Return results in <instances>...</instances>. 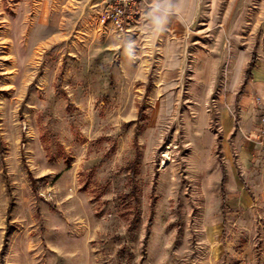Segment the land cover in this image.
<instances>
[{
	"label": "rangeland",
	"instance_id": "rangeland-1",
	"mask_svg": "<svg viewBox=\"0 0 264 264\" xmlns=\"http://www.w3.org/2000/svg\"><path fill=\"white\" fill-rule=\"evenodd\" d=\"M112 3L0 0V264H264V179L242 196L220 152L222 110L259 102L264 0H201L178 69L147 10L101 24Z\"/></svg>",
	"mask_w": 264,
	"mask_h": 264
},
{
	"label": "crops",
	"instance_id": "crops-1",
	"mask_svg": "<svg viewBox=\"0 0 264 264\" xmlns=\"http://www.w3.org/2000/svg\"><path fill=\"white\" fill-rule=\"evenodd\" d=\"M143 2V10L148 11V16L153 19L151 23L159 31L158 35L152 34L148 38L152 41L169 43L161 50V58L167 60V66L170 69H178L182 65L180 60L185 51L182 48L176 49L173 36L186 33L187 28L196 22L202 10L201 0H143ZM242 23L243 20L238 19L235 25L240 27ZM231 55L229 58L234 59V62L227 77V90H235L245 84V68L249 63L243 51L238 50ZM251 73L253 79L245 87L259 96V102L249 98H244L240 102L237 125L232 122L227 109L222 110L220 114L222 126L220 152L226 186L235 187L242 196L245 185L242 182L241 173L248 177L258 172L260 175L257 178L264 179L261 174L264 171V148L254 140V135L262 124V112L258 109V105L261 106L264 102V62H257ZM211 170L218 172L217 177L221 175L220 169H216L215 165H212Z\"/></svg>",
	"mask_w": 264,
	"mask_h": 264
},
{
	"label": "built area",
	"instance_id": "built-area-1",
	"mask_svg": "<svg viewBox=\"0 0 264 264\" xmlns=\"http://www.w3.org/2000/svg\"><path fill=\"white\" fill-rule=\"evenodd\" d=\"M109 8L101 15V24H110L116 31L127 33L141 13L143 0H112ZM254 140L264 148V108L262 125Z\"/></svg>",
	"mask_w": 264,
	"mask_h": 264
},
{
	"label": "trees",
	"instance_id": "trees-1",
	"mask_svg": "<svg viewBox=\"0 0 264 264\" xmlns=\"http://www.w3.org/2000/svg\"><path fill=\"white\" fill-rule=\"evenodd\" d=\"M222 192H224V188H222Z\"/></svg>",
	"mask_w": 264,
	"mask_h": 264
}]
</instances>
